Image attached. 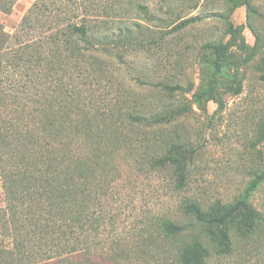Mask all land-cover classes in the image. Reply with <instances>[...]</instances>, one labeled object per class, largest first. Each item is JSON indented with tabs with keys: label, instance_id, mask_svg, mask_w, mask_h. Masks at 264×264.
Returning <instances> with one entry per match:
<instances>
[{
	"label": "trees",
	"instance_id": "16d2710c",
	"mask_svg": "<svg viewBox=\"0 0 264 264\" xmlns=\"http://www.w3.org/2000/svg\"><path fill=\"white\" fill-rule=\"evenodd\" d=\"M226 1L229 13L243 5L256 12L251 0ZM13 2L2 0L0 10ZM51 9V0L35 1L23 24L43 28L45 37L18 48L8 49L9 35L0 27V75L9 60L30 76L38 69L44 77L37 96L0 87V179L6 201L0 208V264H211L237 254V264H264V211L254 203L264 167L231 203L204 207L188 199L181 206L186 225L161 219L131 248L100 240L106 216L99 203L115 181L117 158L131 148L132 132L172 122L186 110L148 113L144 101L131 108V89L95 103L97 86L110 92L120 87L112 70L111 29L87 15L59 19ZM123 29L130 38L128 26L120 36ZM245 29L229 23L227 41L203 46L200 82L191 98L202 113L211 101L223 112L227 98L243 92L242 69L259 55L264 63V38L252 29L256 42L250 45ZM163 88L183 90L179 84ZM189 158L188 150L172 142L153 165L173 167L183 187Z\"/></svg>",
	"mask_w": 264,
	"mask_h": 264
},
{
	"label": "rangeland",
	"instance_id": "374dc122",
	"mask_svg": "<svg viewBox=\"0 0 264 264\" xmlns=\"http://www.w3.org/2000/svg\"><path fill=\"white\" fill-rule=\"evenodd\" d=\"M35 1L14 0L1 8L0 27L9 35L8 49L45 37L43 28H32L33 24L30 29L23 24ZM251 1L256 9L253 14L246 5L229 13L231 5L226 0H51V11L59 19L87 15L111 29L112 70L120 87L114 85L110 92L109 87L97 86L95 103L107 96L108 100L115 99L117 91L131 89L135 92L128 104L131 108L140 107L144 101L148 113L161 112L163 107L186 110L172 122L132 132L131 148L117 158L115 181L109 195L99 203L106 216L102 242L131 248L149 237L152 225L161 219L186 225L189 219L181 206L188 199L204 207L218 201L231 203L264 167L263 55L242 69L243 92L229 96L223 112L211 101L206 104L207 113H202L191 100L200 82L202 48L209 42L227 41L229 23L246 28L250 45L256 42L252 29L264 38V0ZM125 26L132 35L126 39L128 31L123 29L126 41H122L120 32ZM125 42L134 45L127 47ZM16 64L9 60L4 63L0 87L6 92L9 89L37 96L44 88L41 72L36 69L39 73L30 76ZM166 84H179L183 90L169 92L163 88ZM172 142L190 155L183 187L173 167L153 165ZM258 190L254 203L264 211V184ZM5 206L0 179V208ZM166 256L162 255L169 258ZM236 258L241 257L237 254ZM236 258H215L211 264H237Z\"/></svg>",
	"mask_w": 264,
	"mask_h": 264
}]
</instances>
